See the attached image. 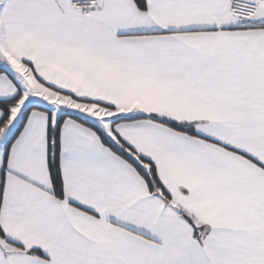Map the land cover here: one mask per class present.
I'll use <instances>...</instances> for the list:
<instances>
[{"label":"snow or ice","instance_id":"1","mask_svg":"<svg viewBox=\"0 0 264 264\" xmlns=\"http://www.w3.org/2000/svg\"><path fill=\"white\" fill-rule=\"evenodd\" d=\"M0 264H264V0H0Z\"/></svg>","mask_w":264,"mask_h":264}]
</instances>
